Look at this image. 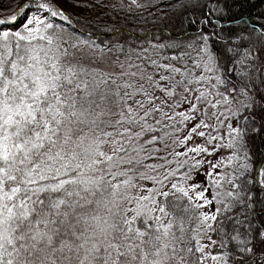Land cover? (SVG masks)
Segmentation results:
<instances>
[{
  "label": "snow or ice",
  "instance_id": "snow-or-ice-1",
  "mask_svg": "<svg viewBox=\"0 0 264 264\" xmlns=\"http://www.w3.org/2000/svg\"><path fill=\"white\" fill-rule=\"evenodd\" d=\"M0 264H264V0H0Z\"/></svg>",
  "mask_w": 264,
  "mask_h": 264
}]
</instances>
